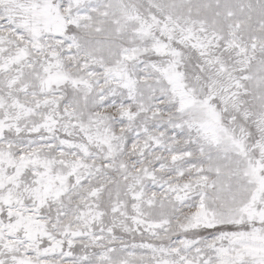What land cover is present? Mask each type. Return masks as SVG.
Here are the masks:
<instances>
[{
	"label": "snow or ice",
	"instance_id": "6c2138e0",
	"mask_svg": "<svg viewBox=\"0 0 264 264\" xmlns=\"http://www.w3.org/2000/svg\"><path fill=\"white\" fill-rule=\"evenodd\" d=\"M0 264H264V0H0Z\"/></svg>",
	"mask_w": 264,
	"mask_h": 264
}]
</instances>
